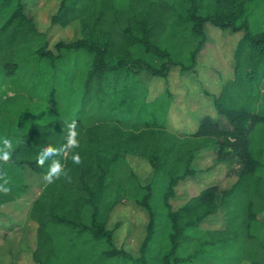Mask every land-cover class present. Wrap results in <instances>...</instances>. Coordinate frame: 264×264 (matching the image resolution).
<instances>
[{
    "label": "trees",
    "instance_id": "1",
    "mask_svg": "<svg viewBox=\"0 0 264 264\" xmlns=\"http://www.w3.org/2000/svg\"><path fill=\"white\" fill-rule=\"evenodd\" d=\"M202 1L178 0L173 5L165 0H128L118 6L114 0H63L54 23L67 26L79 21L83 38L59 43L56 56L25 13L24 0H1L0 14L9 13L0 25V105L4 96L8 95L7 101L13 98L7 91L31 89L33 65L46 60L55 66L65 52L76 55L83 93L75 119L32 125L9 160H0V207L24 195L26 168L47 177L50 165L59 162L66 173L53 177L31 209V219L38 225V249L33 255L38 264H114V260L187 264L202 252L196 249L185 258L181 249L202 242L229 250L241 243L244 259L264 264V224L258 219L264 212L260 174L264 172V31L254 32L247 18L254 0H211L207 9H202ZM207 23L244 32L235 53L234 76L214 99L217 113L230 129L205 116L194 134L178 136L158 122L147 101L140 102L136 85L140 82L131 80L141 73L165 78L172 67L192 71L207 40ZM22 50L30 54L24 60ZM142 55L161 64L154 66ZM73 121L79 145L65 148ZM46 145L57 151L39 163ZM211 147H218V162L238 158L242 170L237 183L223 191L207 186L172 211L169 200L175 187L194 177L197 172L191 165L196 153ZM73 155H79V163ZM130 156L146 158L155 169L163 197L161 214L152 205L154 185L138 183L127 162ZM219 194L228 210L226 227L200 231L201 223L218 209ZM125 197L150 215L138 259L116 248L113 232L107 229L110 214Z\"/></svg>",
    "mask_w": 264,
    "mask_h": 264
},
{
    "label": "rangeland",
    "instance_id": "2",
    "mask_svg": "<svg viewBox=\"0 0 264 264\" xmlns=\"http://www.w3.org/2000/svg\"><path fill=\"white\" fill-rule=\"evenodd\" d=\"M63 0H24L25 13L34 20L38 31L48 41V49L56 56L59 43L70 44L81 40L83 32L79 21L67 26L54 23ZM128 0H114L123 6ZM176 5L178 0H165ZM211 0L202 1V9H207ZM1 3V0H0ZM202 11V10H201ZM9 12L0 14V25ZM247 18L254 32L264 31V0H254L248 7ZM207 40L197 55L196 65L192 71L182 72L172 67L165 78L153 77L141 73L135 80L140 86V102L149 104L155 112L158 122L170 133L187 136L195 132L199 120L210 116L215 122L229 130L228 121L221 117L214 106V99L220 94L224 84L233 78L235 69V53L244 37V32L223 30L209 23L205 27ZM20 60L29 57L21 51ZM141 54V53H140ZM154 66L161 63L147 55H142ZM76 55L65 52L55 66L48 62L38 61V65L30 69L31 89L16 93L7 91L12 96L0 105V148L2 139L11 140L13 150L20 142L23 133L34 124H44L55 119L70 122L78 116L82 91L76 76ZM81 64L87 61L80 57ZM28 68V67H27ZM6 90V87H5ZM7 101V102H6ZM218 147L200 150L191 167L197 173L194 177L181 181L175 187L174 197L169 200L171 210L177 211L188 201L197 196L207 186H218L221 191L232 188L238 181L242 166L237 157L225 162L217 161ZM127 162L134 171L137 181L142 186L153 184L156 191L152 201L154 210L162 213L160 200L161 183L151 163L141 156H130ZM24 183L27 190L17 201L0 207V264H38L34 253L38 249V225L31 219V209L49 183L44 175H36L25 169ZM264 176V172H260ZM218 209L208 216L200 225V231L224 229L228 222V210L221 204L218 195ZM264 224V212L258 217ZM150 215L135 200L127 197L116 205L107 223V229L113 232L116 248L124 250L133 258L141 257V246L147 236ZM264 236V232L262 234ZM203 243V242H202ZM191 244L189 249L183 247L180 255L187 258L199 249L202 253L192 257L187 264H251L243 258L242 245L235 250L221 246ZM231 249V248H230ZM114 264H123L114 260Z\"/></svg>",
    "mask_w": 264,
    "mask_h": 264
},
{
    "label": "clouds",
    "instance_id": "3",
    "mask_svg": "<svg viewBox=\"0 0 264 264\" xmlns=\"http://www.w3.org/2000/svg\"><path fill=\"white\" fill-rule=\"evenodd\" d=\"M70 128V133L67 138L68 144L65 145V148H75L78 147L79 141L76 139L77 132L75 131V121L72 122V124L69 125ZM2 144L3 147L0 148V160L2 161H8L10 156H11V147H12V142L11 140L7 138L2 139ZM57 149L53 147L52 145H46L42 150L40 155L38 156V162L43 163L45 159L49 158V156L56 152ZM73 161L75 163L80 162V157L79 155H73ZM61 175H66L63 171V166L59 162H53L50 165V170L47 174L46 179H48L49 182L52 181L53 177L59 178ZM4 191H7V189H3Z\"/></svg>",
    "mask_w": 264,
    "mask_h": 264
},
{
    "label": "crops",
    "instance_id": "4",
    "mask_svg": "<svg viewBox=\"0 0 264 264\" xmlns=\"http://www.w3.org/2000/svg\"><path fill=\"white\" fill-rule=\"evenodd\" d=\"M199 123H200V120H199V122H198V124H197V128H196L195 132L198 130ZM195 132H194V133H195ZM194 133H193V134H194ZM205 149H207V148H205ZM203 150H204V149H203ZM226 161H227V160H226ZM223 162H225V161H223Z\"/></svg>",
    "mask_w": 264,
    "mask_h": 264
}]
</instances>
